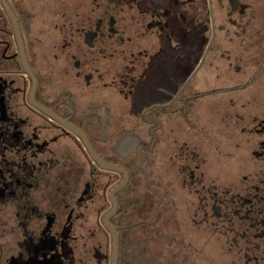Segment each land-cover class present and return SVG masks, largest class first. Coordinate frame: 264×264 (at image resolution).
Masks as SVG:
<instances>
[{"label":"flooded vegetation","instance_id":"af4514ba","mask_svg":"<svg viewBox=\"0 0 264 264\" xmlns=\"http://www.w3.org/2000/svg\"><path fill=\"white\" fill-rule=\"evenodd\" d=\"M0 220V264H264V0H0Z\"/></svg>","mask_w":264,"mask_h":264},{"label":"rangeland","instance_id":"374dc122","mask_svg":"<svg viewBox=\"0 0 264 264\" xmlns=\"http://www.w3.org/2000/svg\"><path fill=\"white\" fill-rule=\"evenodd\" d=\"M3 248V249H2ZM2 251V254H0V259L3 258V255L5 254V226L4 223L0 220V250Z\"/></svg>","mask_w":264,"mask_h":264}]
</instances>
